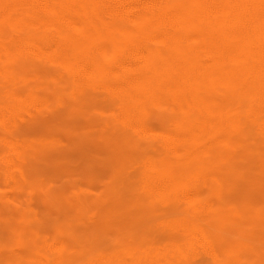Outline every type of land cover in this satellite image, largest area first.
I'll use <instances>...</instances> for the list:
<instances>
[{
    "label": "rangeland",
    "instance_id": "374dc122",
    "mask_svg": "<svg viewBox=\"0 0 264 264\" xmlns=\"http://www.w3.org/2000/svg\"><path fill=\"white\" fill-rule=\"evenodd\" d=\"M54 62L0 55V264H264L263 143L244 132L231 165L222 146L167 153L122 122L101 86L82 85ZM155 105L156 132L181 122L165 100ZM165 160L183 189L150 193L137 178ZM216 168L231 172L223 198L210 186L196 190Z\"/></svg>",
    "mask_w": 264,
    "mask_h": 264
},
{
    "label": "bare ground",
    "instance_id": "6f19581e",
    "mask_svg": "<svg viewBox=\"0 0 264 264\" xmlns=\"http://www.w3.org/2000/svg\"><path fill=\"white\" fill-rule=\"evenodd\" d=\"M7 53L54 55L57 69L101 86L122 122L167 153L222 146L231 165L244 132L264 144V0H0V55ZM160 99L181 119L167 133L152 123ZM174 166L146 164L138 183L156 195L179 192ZM202 186L228 196L231 172L207 170Z\"/></svg>",
    "mask_w": 264,
    "mask_h": 264
}]
</instances>
